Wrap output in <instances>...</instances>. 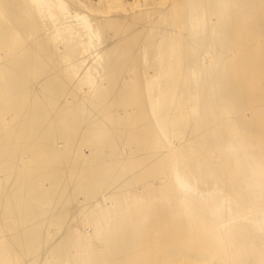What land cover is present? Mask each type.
I'll return each instance as SVG.
<instances>
[{
  "label": "bare ground",
  "instance_id": "obj_1",
  "mask_svg": "<svg viewBox=\"0 0 264 264\" xmlns=\"http://www.w3.org/2000/svg\"><path fill=\"white\" fill-rule=\"evenodd\" d=\"M97 2L0 0V264H264V0Z\"/></svg>",
  "mask_w": 264,
  "mask_h": 264
},
{
  "label": "rangeland",
  "instance_id": "obj_2",
  "mask_svg": "<svg viewBox=\"0 0 264 264\" xmlns=\"http://www.w3.org/2000/svg\"><path fill=\"white\" fill-rule=\"evenodd\" d=\"M89 1H90V0H89ZM97 1H98V0H97ZM97 1H96V0H94V1L92 0V3H93V5H94L95 8H97V9H98V8H99V9H100V8H101V9H105V8H106V4H103V3H102V4H99V6H97V5H96V3H98ZM124 1H125L126 3H131V4H132L134 0H133V1H132V0H124ZM143 1H146V0H143ZM143 1L140 0V3H143V4H144ZM147 1H149V0H147ZM150 1H151V0H150ZM154 1H157L159 4H161V3H166V2L169 1V0H154ZM94 3H95V4H94ZM161 5H162V4H161ZM135 8H137V7H135Z\"/></svg>",
  "mask_w": 264,
  "mask_h": 264
}]
</instances>
